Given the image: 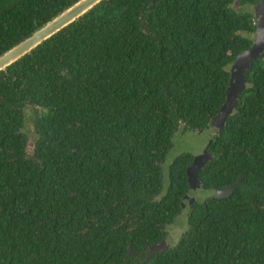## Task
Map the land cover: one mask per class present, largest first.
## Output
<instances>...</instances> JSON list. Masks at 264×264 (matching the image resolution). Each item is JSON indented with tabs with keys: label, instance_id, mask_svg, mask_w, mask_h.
<instances>
[{
	"label": "trees",
	"instance_id": "obj_1",
	"mask_svg": "<svg viewBox=\"0 0 264 264\" xmlns=\"http://www.w3.org/2000/svg\"><path fill=\"white\" fill-rule=\"evenodd\" d=\"M74 1L0 0V55ZM255 2L102 0L0 72V264H264V53L200 171L239 187L195 201L177 244L147 259L191 191L189 152L164 188L173 136L224 103Z\"/></svg>",
	"mask_w": 264,
	"mask_h": 264
},
{
	"label": "water",
	"instance_id": "obj_2",
	"mask_svg": "<svg viewBox=\"0 0 264 264\" xmlns=\"http://www.w3.org/2000/svg\"><path fill=\"white\" fill-rule=\"evenodd\" d=\"M102 0H76L66 8L61 10L57 15L51 18L47 23L38 27L30 35L16 43L14 46L6 50L0 55V72L6 70L8 66L31 52L43 41L47 40L80 16L86 14L90 9ZM254 14L256 17L255 37L250 47L239 52L233 60L230 67V79L226 89L225 101L219 111L211 119V124L216 129H223L227 125L228 118L233 114L239 102L240 94L247 88V73L252 68V63L262 56L264 53V0H257L254 6ZM201 131L203 129H200ZM214 138L211 139L206 150L194 156L192 161L186 167L187 180L192 190H198L202 185L200 179V171L205 168L209 161L215 157V153L209 150ZM242 178L235 183L221 188L216 193V197H229L240 185ZM197 200L196 195L187 193L182 201L183 208L186 204L193 205ZM166 238L152 243L149 248L147 259L168 248ZM130 253L136 254L132 249ZM145 263V261H144Z\"/></svg>",
	"mask_w": 264,
	"mask_h": 264
},
{
	"label": "rangeland",
	"instance_id": "obj_3",
	"mask_svg": "<svg viewBox=\"0 0 264 264\" xmlns=\"http://www.w3.org/2000/svg\"><path fill=\"white\" fill-rule=\"evenodd\" d=\"M244 9L253 12L250 6H246L244 7ZM251 37L254 38L255 33L251 34ZM25 131L28 135V140H29L28 152L32 154L33 148H34V142H35L34 140L36 137V132L34 129L32 117L28 118V121L25 126ZM213 134L214 132L211 129V127H208L201 131V130H192V129L184 130V128H182L181 126L180 129H178L175 132L173 136V147L168 152L167 157L163 163L164 188L167 187L168 185L169 166H170V163L173 161V159L176 156L182 153H186V152L191 153L193 157L203 153L208 147L211 139L213 138ZM190 193L192 195H196L197 197L196 201H202L206 198L216 195V194H213V192L205 186H202V188L199 190L191 189ZM189 211H190L189 206L188 204H186L182 212L177 216V219L175 220V222L167 226L168 240L166 238V241L170 246L177 244V242L179 241L181 237V234H183L185 230L188 228L187 220H188Z\"/></svg>",
	"mask_w": 264,
	"mask_h": 264
},
{
	"label": "flooded vegetation",
	"instance_id": "obj_4",
	"mask_svg": "<svg viewBox=\"0 0 264 264\" xmlns=\"http://www.w3.org/2000/svg\"><path fill=\"white\" fill-rule=\"evenodd\" d=\"M256 2H257V0H256ZM256 2L253 3V4H251V5H244V7H246V6H250V7L252 8V10H253V13H255V12H254V6H255ZM241 6H242V5H241L239 2H237V4L235 5V7H237V8H240ZM254 15H255V14H254ZM211 125H212V124H211V122H210V124L207 126V128H208V127H211V129H212L213 132H214V134H213V138H214V136L216 135L217 131L220 130V129H216V127H215L214 125H213L214 127L211 126ZM181 126H182V128H184V130H187L186 127H185V125H184L183 123H181L180 126H178L177 130L180 129ZM199 130H200V129H199ZM210 146H211V145H210ZM209 150H210V147H209ZM210 151H211V150H210ZM202 186H205V187H206L205 184H202L201 187H200L199 189H201ZM225 187H226V186H225ZM199 189H198V190H199ZM209 189L213 192V194H216V193L218 192V190L221 189V188H209ZM188 206H189V209H190L193 205H189V204H188ZM188 215H189V212H188ZM187 221H188L187 223H188V227H189V226H190L189 219H188ZM186 231H187V229L185 230V232H186ZM181 235H182V234H181ZM167 236H168V235H167ZM166 238H167V237H166ZM167 240H168V238H167Z\"/></svg>",
	"mask_w": 264,
	"mask_h": 264
}]
</instances>
